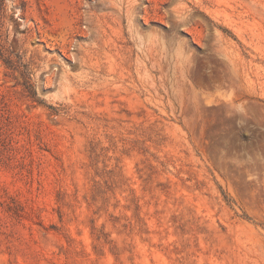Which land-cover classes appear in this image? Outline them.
Listing matches in <instances>:
<instances>
[{
	"label": "rangeland",
	"instance_id": "374dc122",
	"mask_svg": "<svg viewBox=\"0 0 264 264\" xmlns=\"http://www.w3.org/2000/svg\"><path fill=\"white\" fill-rule=\"evenodd\" d=\"M0 264H264V0H0Z\"/></svg>",
	"mask_w": 264,
	"mask_h": 264
}]
</instances>
